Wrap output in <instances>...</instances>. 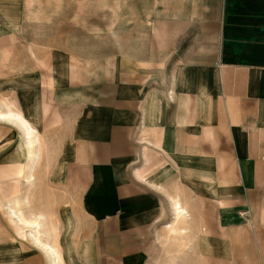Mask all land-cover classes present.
I'll list each match as a JSON object with an SVG mask.
<instances>
[{
  "label": "crops",
  "instance_id": "obj_1",
  "mask_svg": "<svg viewBox=\"0 0 264 264\" xmlns=\"http://www.w3.org/2000/svg\"><path fill=\"white\" fill-rule=\"evenodd\" d=\"M119 9V50L40 46L35 73L28 56L25 78H39L47 112V103L40 116L29 104L0 108L34 131L32 154L19 122L4 120L24 134L27 182L57 111L50 170L79 207L78 264H145L160 250H184L180 264H226L250 250L264 264V0H120ZM22 200L9 213L41 219L62 264L45 215L24 214Z\"/></svg>",
  "mask_w": 264,
  "mask_h": 264
},
{
  "label": "rangeland",
  "instance_id": "obj_2",
  "mask_svg": "<svg viewBox=\"0 0 264 264\" xmlns=\"http://www.w3.org/2000/svg\"><path fill=\"white\" fill-rule=\"evenodd\" d=\"M119 6L120 0H0V108L11 105L22 113L28 111L40 116L42 104L47 103V112L51 103L41 99L39 78H25L32 69V62L34 73L39 66L35 61L39 58L35 56L47 53L40 46H68L85 54L119 50L120 47L115 46L120 32ZM14 54L17 64L9 61V55ZM28 56L32 62L28 61ZM25 104H29L27 111ZM49 115L45 130H54L55 134L45 138L49 142L42 141L38 152L45 155L34 164V170L38 167L41 171L33 174L32 183L25 178L30 168L24 134L12 122L0 119V165L18 163L0 166V264H51L49 254L29 239L30 230L10 216L9 205L14 204L16 198L23 199L20 207L25 214L45 215L43 224L48 239L58 246L62 264L79 263V247L84 240L79 232L82 222L73 221L79 207L74 206L78 204L61 188L57 176L51 175L50 169L55 165L57 123L61 122L55 119L57 111H49ZM39 142L41 145L40 138ZM243 251L235 257L230 254L226 264H257L250 250ZM184 261V250H160L145 264Z\"/></svg>",
  "mask_w": 264,
  "mask_h": 264
},
{
  "label": "bare ground",
  "instance_id": "obj_3",
  "mask_svg": "<svg viewBox=\"0 0 264 264\" xmlns=\"http://www.w3.org/2000/svg\"><path fill=\"white\" fill-rule=\"evenodd\" d=\"M0 119H2V120L12 119V120H17L19 122V124L21 125V127H22V129L24 131L25 138L27 139V147H29L30 152L33 154V150L35 148L36 139H35L34 131H33L32 127L29 125V123L21 115H18V114H15V113H11V112H1L0 111ZM35 151H36V149H35ZM34 158H36V157H34ZM30 159H29V161H30ZM30 175H31V173H30ZM28 177H31V176H28ZM12 208H15V207H12ZM11 211H12V213L11 212L10 213L12 215H14V218L18 219V222H20L21 226L27 227V228H30V229L34 228V230L31 229L29 231L30 232L29 234L32 236L31 238H34L39 245H41L49 253L52 254V257H53L52 264H59V257H58L57 250L55 249V247L53 248L51 245H49L48 243H45V242H43L41 240V237H40V235L42 234L41 231H40V229L42 227L41 221H40L41 219L40 220L39 219H28V218L24 217V215H22L21 213L16 212V210L12 209ZM33 218H35V217H33Z\"/></svg>",
  "mask_w": 264,
  "mask_h": 264
}]
</instances>
